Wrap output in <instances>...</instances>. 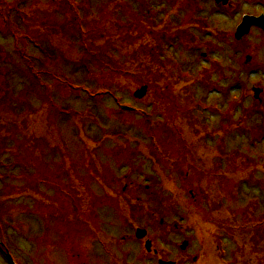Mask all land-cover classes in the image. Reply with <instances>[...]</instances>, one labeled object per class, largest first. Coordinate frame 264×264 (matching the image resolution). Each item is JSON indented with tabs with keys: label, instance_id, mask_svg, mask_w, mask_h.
Instances as JSON below:
<instances>
[{
	"label": "rangeland",
	"instance_id": "374dc122",
	"mask_svg": "<svg viewBox=\"0 0 264 264\" xmlns=\"http://www.w3.org/2000/svg\"><path fill=\"white\" fill-rule=\"evenodd\" d=\"M229 2L0 0V264H264V0Z\"/></svg>",
	"mask_w": 264,
	"mask_h": 264
},
{
	"label": "flooded vegetation",
	"instance_id": "af4514ba",
	"mask_svg": "<svg viewBox=\"0 0 264 264\" xmlns=\"http://www.w3.org/2000/svg\"><path fill=\"white\" fill-rule=\"evenodd\" d=\"M215 3H217L216 2V0H215ZM221 3H222V7H226V8H229V6H231V3L229 2V0H227V2H226V4H223V2L221 1ZM218 5V4H217ZM262 14H264L263 12H261V13H259V14H256L257 16H259V15H262ZM253 15V14H252ZM244 17V15L242 16V18ZM242 18H241V21H240V23L242 22ZM239 23V24H240ZM238 24V25H239ZM238 27V26H237ZM250 30H256V31H258V32H261V33H264V30L261 28V27H258V26H252L251 28H250ZM249 30V31H250ZM203 56H206L205 54H203ZM235 129H241V130H243V128L242 127H239V126H237V127H235ZM209 152H211L212 151V148L209 150V149H207ZM213 152H211V154H212ZM222 160H223V164H224V160H225V157H222ZM223 164H222V166H223ZM263 176H264V172L263 173H261ZM224 175H226V173H224ZM232 176V180H233V175H231ZM254 176H255V174L254 173H249V174H246V175H240L238 178L237 177H235L234 176V181H235V183H234V185H233V187L234 188H232L233 189V193H232V196L235 198H238L239 196H240V194L242 193L241 191L244 189L243 187L244 186H248V187H250V188H256V190H260L261 191V189H260V180H257V179H255L254 178ZM228 177V175L225 177V179ZM231 179H230V181H231ZM258 181V182H257ZM226 187H228V186H226ZM259 188V189H258ZM256 198L257 197H255V198H253V206H254V208L255 207H257L258 205L260 206V199L259 198H257L258 200H256ZM123 240H126V238H123ZM140 240V239H139ZM147 238L145 239V238H142L141 239V243H138V244H142V245H144V248H145V244H146V242H147ZM220 245V244H219ZM217 248H220V246H218L217 245ZM145 250H146V248H145ZM147 251V250H146ZM154 254H155V252H154ZM193 260H195L196 261V259L195 258H193ZM175 263H177L176 261H174ZM149 264H159V262L158 263H154V262H151V263H149Z\"/></svg>",
	"mask_w": 264,
	"mask_h": 264
},
{
	"label": "water",
	"instance_id": "95a60500",
	"mask_svg": "<svg viewBox=\"0 0 264 264\" xmlns=\"http://www.w3.org/2000/svg\"><path fill=\"white\" fill-rule=\"evenodd\" d=\"M221 1L223 2V4H226L227 2V0H216L217 3ZM252 26H258L264 30V15L262 14L259 16H252V15L244 16L242 19V22L237 27V33H236L237 39H240L245 33H248V31L250 30ZM146 90H147V86H143L141 89L137 90V92L135 93V97L141 98L145 94ZM123 108L132 109L127 106H123ZM146 233H147L146 230L138 229L136 232V237L142 238L147 235ZM149 244H150V240H148L146 243L147 249H149ZM160 263L161 264H175L174 262H171V261L169 262L161 261Z\"/></svg>",
	"mask_w": 264,
	"mask_h": 264
}]
</instances>
